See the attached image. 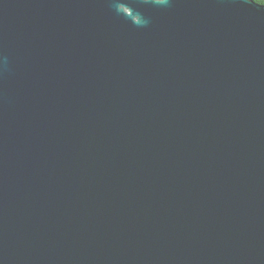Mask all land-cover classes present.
<instances>
[{"label": "water", "instance_id": "95a60500", "mask_svg": "<svg viewBox=\"0 0 264 264\" xmlns=\"http://www.w3.org/2000/svg\"><path fill=\"white\" fill-rule=\"evenodd\" d=\"M0 264H264V5L0 0Z\"/></svg>", "mask_w": 264, "mask_h": 264}, {"label": "trees", "instance_id": "16d2710c", "mask_svg": "<svg viewBox=\"0 0 264 264\" xmlns=\"http://www.w3.org/2000/svg\"><path fill=\"white\" fill-rule=\"evenodd\" d=\"M254 1L259 3V4H263L264 5V0H254Z\"/></svg>", "mask_w": 264, "mask_h": 264}]
</instances>
